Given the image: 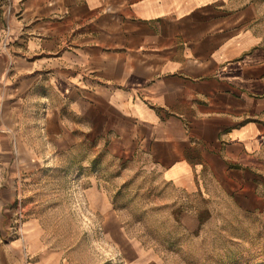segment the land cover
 I'll return each mask as SVG.
<instances>
[{
    "label": "crops",
    "instance_id": "crops-1",
    "mask_svg": "<svg viewBox=\"0 0 264 264\" xmlns=\"http://www.w3.org/2000/svg\"><path fill=\"white\" fill-rule=\"evenodd\" d=\"M252 22L247 0H0V247L45 145L108 144L182 196L193 224L197 211L254 210L264 43Z\"/></svg>",
    "mask_w": 264,
    "mask_h": 264
},
{
    "label": "rangeland",
    "instance_id": "rangeland-1",
    "mask_svg": "<svg viewBox=\"0 0 264 264\" xmlns=\"http://www.w3.org/2000/svg\"><path fill=\"white\" fill-rule=\"evenodd\" d=\"M247 1L264 43V0ZM38 152L0 264H264V178L254 210L197 211V225L173 204L182 196L108 144ZM94 191L119 217L94 206Z\"/></svg>",
    "mask_w": 264,
    "mask_h": 264
},
{
    "label": "bare ground",
    "instance_id": "bare-ground-1",
    "mask_svg": "<svg viewBox=\"0 0 264 264\" xmlns=\"http://www.w3.org/2000/svg\"><path fill=\"white\" fill-rule=\"evenodd\" d=\"M128 254V253H127Z\"/></svg>",
    "mask_w": 264,
    "mask_h": 264
}]
</instances>
